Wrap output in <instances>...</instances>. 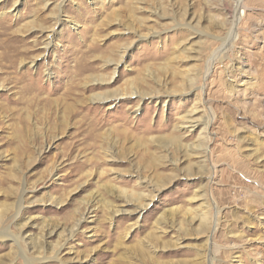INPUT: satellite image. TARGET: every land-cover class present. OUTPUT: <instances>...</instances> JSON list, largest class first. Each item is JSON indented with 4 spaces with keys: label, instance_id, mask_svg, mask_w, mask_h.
Masks as SVG:
<instances>
[{
    "label": "rangeland",
    "instance_id": "rangeland-1",
    "mask_svg": "<svg viewBox=\"0 0 264 264\" xmlns=\"http://www.w3.org/2000/svg\"><path fill=\"white\" fill-rule=\"evenodd\" d=\"M236 4L0 0V264H264V0Z\"/></svg>",
    "mask_w": 264,
    "mask_h": 264
},
{
    "label": "bare ground",
    "instance_id": "bare-ground-1",
    "mask_svg": "<svg viewBox=\"0 0 264 264\" xmlns=\"http://www.w3.org/2000/svg\"><path fill=\"white\" fill-rule=\"evenodd\" d=\"M236 3H237V4H236V10H237V11H239L240 9H243V8L245 9V8H246V6H245V0H236ZM238 9H239V10H238ZM237 11H236V14L238 13ZM234 19H235V18H234ZM235 20H236V19H235Z\"/></svg>",
    "mask_w": 264,
    "mask_h": 264
}]
</instances>
